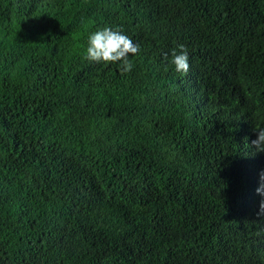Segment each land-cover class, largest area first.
<instances>
[{"label": "trees", "instance_id": "16d2710c", "mask_svg": "<svg viewBox=\"0 0 264 264\" xmlns=\"http://www.w3.org/2000/svg\"><path fill=\"white\" fill-rule=\"evenodd\" d=\"M105 26L140 46L131 71L85 59ZM180 45L186 74L164 59ZM256 126L264 0H0V161L37 202L0 176L21 264H264ZM129 173L145 204L130 184L113 207L101 181Z\"/></svg>", "mask_w": 264, "mask_h": 264}, {"label": "clouds", "instance_id": "9594fccd", "mask_svg": "<svg viewBox=\"0 0 264 264\" xmlns=\"http://www.w3.org/2000/svg\"><path fill=\"white\" fill-rule=\"evenodd\" d=\"M10 11V9L4 8V14ZM180 51L177 52L173 50L170 57L166 54L164 59L175 67V70L178 72L187 73L189 70L188 63V53L184 45L179 46ZM140 51V46L134 43L127 35L123 34L119 29H113L105 26L104 28L94 31L89 34L87 40V48L85 51V59L94 63H116L121 62L120 70L123 73H127L132 70L133 64L128 59L129 55H137ZM253 131L256 133V139L251 141V147L256 152H264V127L256 126L253 128ZM136 172V171H134ZM131 173L124 177H112L111 181L104 180L101 181L103 191L106 194H112L114 197L112 206L122 208L124 210H129L124 206V194L128 185H133L134 192L136 193L135 199L141 204H145V199L142 197L139 186L134 185L131 181L128 180V177ZM10 177L14 180L16 185V197L21 199V201L26 206L35 205L37 202L31 197L30 194V182L25 180V177L21 172L17 171L14 168V165L11 164L10 158H6L4 161H0V176ZM257 194L261 197L259 203L258 215H264V171H261L259 174L258 187L256 188ZM104 204L101 207H105ZM100 207V208H101ZM103 207V208H104ZM99 208V209H100ZM97 216L98 209L96 210ZM24 219L28 223L30 230L34 233L40 231L36 224L31 220V214L28 210L24 209ZM21 220V217L17 215L8 218L7 223H14ZM260 231H264V228H261ZM260 233L258 232L257 235ZM0 252H3L11 260L17 263L29 262L31 259L28 258L25 254L24 240L22 237H18L14 242L9 238V230L7 225L0 223Z\"/></svg>", "mask_w": 264, "mask_h": 264}]
</instances>
